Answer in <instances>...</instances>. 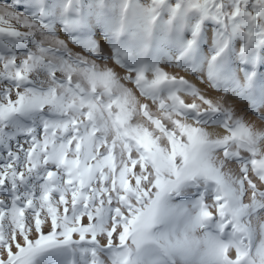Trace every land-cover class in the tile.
<instances>
[{
	"label": "snow or ice",
	"instance_id": "obj_1",
	"mask_svg": "<svg viewBox=\"0 0 264 264\" xmlns=\"http://www.w3.org/2000/svg\"><path fill=\"white\" fill-rule=\"evenodd\" d=\"M0 264H264V0H0Z\"/></svg>",
	"mask_w": 264,
	"mask_h": 264
}]
</instances>
